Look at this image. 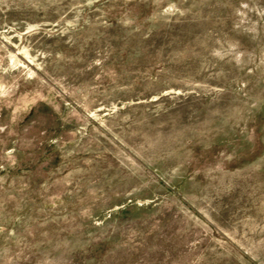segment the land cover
Wrapping results in <instances>:
<instances>
[{
    "label": "rangeland",
    "instance_id": "1",
    "mask_svg": "<svg viewBox=\"0 0 264 264\" xmlns=\"http://www.w3.org/2000/svg\"><path fill=\"white\" fill-rule=\"evenodd\" d=\"M0 264H264V0H0Z\"/></svg>",
    "mask_w": 264,
    "mask_h": 264
}]
</instances>
